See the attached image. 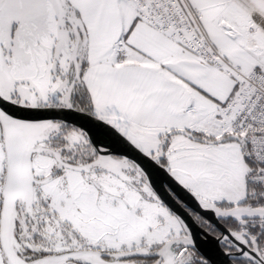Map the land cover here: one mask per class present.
I'll return each instance as SVG.
<instances>
[{
    "label": "snow or ice",
    "instance_id": "1",
    "mask_svg": "<svg viewBox=\"0 0 264 264\" xmlns=\"http://www.w3.org/2000/svg\"><path fill=\"white\" fill-rule=\"evenodd\" d=\"M0 264H264V0H0Z\"/></svg>",
    "mask_w": 264,
    "mask_h": 264
}]
</instances>
